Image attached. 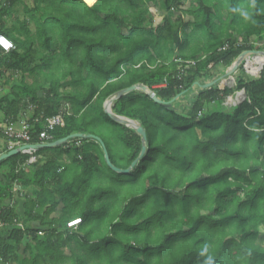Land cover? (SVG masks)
Returning <instances> with one entry per match:
<instances>
[{
    "label": "trees",
    "instance_id": "obj_1",
    "mask_svg": "<svg viewBox=\"0 0 264 264\" xmlns=\"http://www.w3.org/2000/svg\"><path fill=\"white\" fill-rule=\"evenodd\" d=\"M31 2L0 9V33L15 44L0 51V88L6 74L21 75L0 97V122L18 127L27 115L37 142L46 121L63 112L54 140L95 134L124 169L140 137L104 112L106 98L143 84L175 100L167 108L133 90L114 101L116 115L146 131V151L126 174L106 165L91 138L40 148L33 163L22 153L1 160L0 264H204L209 255L215 264H264V68L250 77L239 66L233 88L196 84L215 79L210 69L225 70L240 52L264 50V0H195L190 8L182 0ZM16 3L29 17L7 28ZM153 7L163 11L158 24ZM33 41L45 51L38 54ZM40 72L42 82H24ZM239 90L245 99L226 105ZM91 221L107 225L97 231L86 226Z\"/></svg>",
    "mask_w": 264,
    "mask_h": 264
},
{
    "label": "water",
    "instance_id": "obj_2",
    "mask_svg": "<svg viewBox=\"0 0 264 264\" xmlns=\"http://www.w3.org/2000/svg\"><path fill=\"white\" fill-rule=\"evenodd\" d=\"M248 54H261L262 58L264 59V51L263 50H245L243 52H241L235 59L234 61L231 63V65L228 67V69L226 70V72L218 77L215 78L213 80H210L206 83L203 84H199L196 83L197 86L201 89H205L208 87L213 86L214 84L220 83L221 80H223V78L227 75H231L234 74L235 71L237 70L238 66L240 65L241 61L244 59V57ZM133 90H138L141 91L145 94H147L155 103L157 104H161L164 107H171L172 102L175 100V98H173L172 100L165 102L162 101L160 98L157 97V95L155 94V92H153L151 89H149L147 86L143 85V84H133L130 85L126 88H123L121 90H118L112 94H110L106 100L103 103V110L104 112L113 120H115L116 122L123 124L124 126H126L127 128L133 130L139 137H140V142H141V148H140V152L138 154V156L131 162V164L129 165V167L127 168H118L115 165L112 164V162L109 159L106 147L102 141V139L100 137H98L95 134H85V133H73L70 134L68 136H65L63 138L57 139L51 143H46V144H42V145H38V144H27V145H23V146H19L16 147L14 149H10L6 152H2L0 153V161L8 158L11 155L17 154L19 153L21 150H23L26 147H33V148H43V147H51V146H56L59 145L63 142H66L68 139L70 138H91L96 140L97 142H99L101 148H102V152H103V158L104 161L106 163V165L114 172L116 173H120V174H126L129 172V170H131L134 165L138 162V160L143 156V154L146 151V147H147V138H146V131L145 128L142 126V124L140 123V121L138 120H134L125 116H120V115H116L111 107L114 103L115 100H117L119 97L123 96L124 94L131 92ZM17 206L15 208V212L16 214H19L20 216L24 215V208H23V204H24V199H18L17 200ZM36 225L39 224V222H34Z\"/></svg>",
    "mask_w": 264,
    "mask_h": 264
},
{
    "label": "rangeland",
    "instance_id": "obj_3",
    "mask_svg": "<svg viewBox=\"0 0 264 264\" xmlns=\"http://www.w3.org/2000/svg\"><path fill=\"white\" fill-rule=\"evenodd\" d=\"M26 3H27V5H28V7L29 8H31L32 6H33V3L31 2V0H24ZM183 2H184V7L186 8V7H188L189 5H191V4H195V0H182ZM88 4H90V3H88ZM159 14H158V12H157V15L155 16V21L156 22H158V20L161 18V16H158ZM175 15L176 16H179L180 15V12H175ZM11 18H7L6 19V27L7 28H9V27H11V25H16L17 23H16V21H17V19L16 18H19V20H21V19H24L25 18V20H27V17H29L26 13H25V11L23 10V4L22 3H17V4H15V6H13L12 7V9H11V11H10V15H9ZM222 16H223V18H225L226 17V12L225 11H222ZM185 20H187L188 19V16H184L183 17ZM28 30H29V32H30V35L31 36H33V34L35 33V31H36V28H35V25H34V22H32V21H28ZM234 38H236V36L234 35ZM237 39H239V38H237ZM255 44H258V45H261L262 44V41H255L254 42ZM33 48H35V49H37V50H39V52H38V54H40V52L42 53V52H44L45 50H43L42 48H40L39 46H38V44L36 43V41H33ZM254 50H256V49H254ZM243 52V51H242ZM241 53V52H240ZM254 55H250V62H251V59H253L252 60V62H257V61H255V59H254V57H253ZM36 62H38V57L35 59V61H34V63H36ZM242 62H244V61H242ZM231 65V64H230ZM229 65V66H230ZM228 66V67H229ZM259 65H252V66H249V67H246L245 66V62H244V67H245V72H246V74L248 75V76H250V77H252L251 75H250V73H249V71H250V69L249 68H251V69H253V68H255V67H258ZM228 67L225 69V70H222V68L221 67H214V68H211L210 69V71H211V73H213L214 74V76H217V78L218 77H220V76H222L225 72H226V70L228 69ZM264 67V66H263ZM238 69H239V67H238ZM237 69V70H238ZM236 70V71H237ZM262 70V69H261ZM45 71H47V70H45ZM236 71H235V73H236ZM234 73V74H235ZM234 74H231V75H227V76H225L224 78H223V80H221L220 81V83L219 84H222V85H226V87H229V88H233L234 86H235V77H234ZM5 77H8V80H9V84H5V85H3V86H1V88H0V96L1 95H5V94H7V93H9L10 91H11V88H10V83H12V82H15V81H20L21 80V75H20V73L19 72H16V73H13V74H6L5 75ZM232 79V80H231ZM23 80H24V82L26 83V84H28V85H32V86H34L37 82H42V77L41 76H39V75H37V74H25L24 75V78H23ZM68 80V78H66L65 80H62L61 82L63 83V82H65V81H67ZM232 83V84H231ZM229 85V86H228ZM66 88H68V86H65V89ZM40 93V92H39ZM196 93V92H195ZM237 94V93H236ZM236 94H234L233 96H230V98H228V99H226L225 100V104L226 105H234V104H238V103H240L243 99H244V96H242L239 100H237V96H236ZM243 98V99H242ZM229 99L230 100H232V102L230 101L229 102ZM236 99V100H235ZM69 107V105L68 104H65V102H61V110L63 111L65 108H68ZM5 142L3 141L2 142V144H1V146L4 144ZM4 146V145H3ZM125 182H126V184H128V178L127 177H125ZM126 186V188H127V186L128 185H125ZM126 195V193H124L122 196L124 197ZM106 225H107V223L105 222V224H103V225H98L97 223H96V221H91L90 222V224H88V225H86V226H92V228L94 229V230H97V231H99V230H103L105 227H106Z\"/></svg>",
    "mask_w": 264,
    "mask_h": 264
},
{
    "label": "built area",
    "instance_id": "obj_4",
    "mask_svg": "<svg viewBox=\"0 0 264 264\" xmlns=\"http://www.w3.org/2000/svg\"><path fill=\"white\" fill-rule=\"evenodd\" d=\"M6 5V0H0V8ZM15 49V44L11 39H9L7 36L4 34L0 33V51L3 53H8L9 51ZM247 56H249L250 59V54L246 55L243 59L245 62V66L247 63ZM255 56V55H254ZM253 56V57H254ZM253 59H251L252 61ZM191 64H194V62H191ZM247 67V66H246ZM250 71L249 73L251 75H255L256 73L251 72V68H249ZM231 99V98H230ZM32 105H28V110L32 109ZM62 111V110H61ZM200 114V113H199ZM27 120V115L24 116V118L19 120V126L16 127L12 120L10 118L4 119L2 122H0V132L7 138V149H14L19 146L27 145V144H46L52 142L53 135L52 131L54 130L55 127L57 126H62L64 123V113L59 112L56 115H53L51 118H49L46 121L44 129H42L38 133V141L37 142H32L29 134V126L26 122ZM79 145V142L75 143ZM7 150V151H8ZM38 150V148H33V147H26L23 150H21L19 153L22 154H27L29 156L28 162L33 163L36 161L37 157L35 156V152ZM73 220L67 222V227H75V225H72L71 222ZM3 225V222H0V227Z\"/></svg>",
    "mask_w": 264,
    "mask_h": 264
},
{
    "label": "crops",
    "instance_id": "obj_5",
    "mask_svg": "<svg viewBox=\"0 0 264 264\" xmlns=\"http://www.w3.org/2000/svg\"><path fill=\"white\" fill-rule=\"evenodd\" d=\"M9 3H10V0H6V5L5 6H3V7H1V8H4V7H7L8 5H9ZM86 3V2H85ZM17 4V3H16ZM14 6H15V4H14ZM183 8H185L184 7V2H183V6H182ZM0 8V9H1ZM186 8H190V6H188V7H186ZM151 12L154 14V18H153V22L155 23V24H158V23H160L161 21H162V13H163V11L159 8V7H153V8H151ZM157 12H158V16H161V18L158 20V22H156L155 21V16L157 15ZM175 12H180V10H177V11H174L173 12V17L175 18V17H178V16H176L175 15ZM180 15H181V12H180ZM179 15V16H180ZM184 17V16H183ZM7 18H11L9 15H5V19H7ZM188 18H190L189 16H188ZM17 19V21H22V20H25V18L24 19H21V20H19V18H16ZM184 19V18H183ZM3 34V33H2ZM5 35V34H4ZM6 36V35H5ZM9 38V37H8ZM10 39V38H9ZM249 50H251V49H249ZM241 65H243L242 63H240V65L239 66H241ZM238 66V67H239ZM41 72H44L45 73V70L44 71H41ZM41 72H40V76L41 77H43V74H41ZM44 78V77H43ZM217 78V77H216ZM15 82H17V81H15ZM195 92H197V90L195 89V90H193V92H192V95H194L195 94ZM3 95H1L0 97H2ZM76 138V137H75ZM70 139H73V138H70ZM69 140V139H68ZM67 140V141H68ZM4 141V139H2V138H0V153H2V152H6L5 150H4V147L6 146V142L1 146V144H2V142ZM53 141H55V140H53ZM52 141V142H53ZM66 141V142H67ZM51 143V142H50ZM63 143H65V142H63ZM63 143H61V144H63ZM60 145V144H59ZM56 146H58V145H56ZM51 147H53V146H51ZM38 149H40V148H38ZM66 157V156H65ZM16 198V197H15ZM19 199V198H18ZM17 199V200H18ZM28 224H30V225H32V226H35L36 224L35 223H33V222H30V223H28Z\"/></svg>",
    "mask_w": 264,
    "mask_h": 264
},
{
    "label": "clouds",
    "instance_id": "obj_6",
    "mask_svg": "<svg viewBox=\"0 0 264 264\" xmlns=\"http://www.w3.org/2000/svg\"><path fill=\"white\" fill-rule=\"evenodd\" d=\"M251 50H254V49H251ZM245 51V50H244ZM264 51V50H263ZM250 55H258V54H250ZM259 55H261V54H259ZM263 59V58H262ZM264 60V59H263ZM243 61V60H242ZM241 61V63L243 64V68L245 69V67H244V62H242ZM264 64L262 65V66H260L259 68H258V70H257V73L255 74V75H251L252 77H257V76H259V73L261 72V69H263L264 67ZM238 69V68H237ZM246 70V69H245ZM247 72V71H246ZM238 92H241L242 94H244L245 95V92H244V90H239V91H237L236 93H238ZM235 93V94H236ZM237 96V95H236ZM246 97V96H245ZM245 97H244V99H245ZM230 98V97H229ZM69 221H71V220H68L67 222H69ZM75 221V223H73ZM67 222H66V225H67ZM78 223H80V219L79 218H76V219H73V221L71 222V224L72 225H77ZM73 228H75V227H73ZM204 264H215V262H214V259H213V257L211 256V255H209L208 257H207V259L205 260V262H204Z\"/></svg>",
    "mask_w": 264,
    "mask_h": 264
},
{
    "label": "bare ground",
    "instance_id": "obj_7",
    "mask_svg": "<svg viewBox=\"0 0 264 264\" xmlns=\"http://www.w3.org/2000/svg\"><path fill=\"white\" fill-rule=\"evenodd\" d=\"M247 63H246V66L247 67H249V66H252L253 64L256 66V65H259L258 67H255V68H253L252 70H251V72L252 73H256L257 72V70H258V68L260 67V66H262L263 64H264V60L262 59V56L261 55H255L254 56V59H255V61H257L256 63L255 62H250L249 60V56H247ZM232 80V79H231ZM232 84V83H231ZM226 86V85H225ZM229 86V85H228ZM198 94V93H197ZM237 100H239L242 96H244V94H242L241 92H238L237 94ZM245 97V96H244ZM243 99V98H242ZM236 100V99H235ZM232 102V100H230L229 99V102Z\"/></svg>",
    "mask_w": 264,
    "mask_h": 264
},
{
    "label": "snow or ice",
    "instance_id": "obj_8",
    "mask_svg": "<svg viewBox=\"0 0 264 264\" xmlns=\"http://www.w3.org/2000/svg\"><path fill=\"white\" fill-rule=\"evenodd\" d=\"M88 2H89V3H91V2H92V0H88ZM73 223H75V221H74Z\"/></svg>",
    "mask_w": 264,
    "mask_h": 264
}]
</instances>
